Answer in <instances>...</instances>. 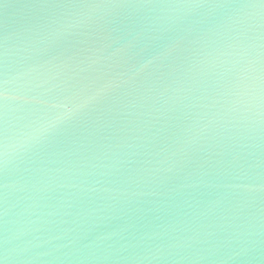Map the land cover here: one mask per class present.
I'll return each mask as SVG.
<instances>
[{"label":"water","instance_id":"1","mask_svg":"<svg viewBox=\"0 0 264 264\" xmlns=\"http://www.w3.org/2000/svg\"><path fill=\"white\" fill-rule=\"evenodd\" d=\"M0 264H264V0H0Z\"/></svg>","mask_w":264,"mask_h":264}]
</instances>
